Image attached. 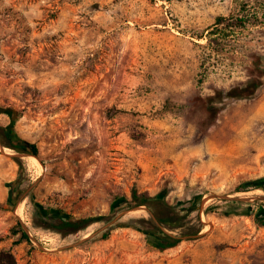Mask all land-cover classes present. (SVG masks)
I'll use <instances>...</instances> for the list:
<instances>
[{
    "label": "rangeland",
    "instance_id": "obj_1",
    "mask_svg": "<svg viewBox=\"0 0 264 264\" xmlns=\"http://www.w3.org/2000/svg\"><path fill=\"white\" fill-rule=\"evenodd\" d=\"M252 81L264 83V0H0V133L38 148L0 141V254L264 264V86L218 96ZM133 190L179 209L177 228L116 202ZM65 215L96 220L53 228ZM158 230L182 242L160 250L146 232Z\"/></svg>",
    "mask_w": 264,
    "mask_h": 264
},
{
    "label": "trees",
    "instance_id": "obj_2",
    "mask_svg": "<svg viewBox=\"0 0 264 264\" xmlns=\"http://www.w3.org/2000/svg\"><path fill=\"white\" fill-rule=\"evenodd\" d=\"M264 86L262 81H252L246 84L241 88H232L225 93H220L218 96L222 102L233 101L235 99H244L252 98L256 96L261 88ZM14 130L11 126L1 129V144L5 147H8L18 153H26L27 155H32L38 157V148L34 143H27L21 140H18L14 135ZM123 200V199H122ZM117 199V203L123 202L126 208L138 207V206H149L153 209V214L158 223L169 229L177 228L174 226V218H180L179 209L169 207L161 198L150 197L145 194H138L136 190L132 191L131 199L128 202H124ZM116 204V203H115ZM0 209H3L0 207ZM50 222H54L53 228L57 230H64L67 233L76 232L84 229L86 226L91 224L94 220L93 217H81L77 218L71 215L59 216L54 219H49ZM152 222L153 226H156V222L153 220L152 216L148 219ZM120 226H123L120 225ZM135 228V227H134ZM156 231H146L149 235L157 238L156 246L160 250H165L173 248L182 242V239L173 235H169L161 230ZM106 233L103 234V237H106ZM23 237L28 240V236L23 232ZM0 258H5L9 262L13 263V257L10 254H0Z\"/></svg>",
    "mask_w": 264,
    "mask_h": 264
},
{
    "label": "water",
    "instance_id": "obj_3",
    "mask_svg": "<svg viewBox=\"0 0 264 264\" xmlns=\"http://www.w3.org/2000/svg\"><path fill=\"white\" fill-rule=\"evenodd\" d=\"M19 156H21V155H19ZM30 156H32V155H30ZM32 157H35V156H32Z\"/></svg>",
    "mask_w": 264,
    "mask_h": 264
},
{
    "label": "bare ground",
    "instance_id": "obj_4",
    "mask_svg": "<svg viewBox=\"0 0 264 264\" xmlns=\"http://www.w3.org/2000/svg\"><path fill=\"white\" fill-rule=\"evenodd\" d=\"M36 158V157H35Z\"/></svg>",
    "mask_w": 264,
    "mask_h": 264
}]
</instances>
